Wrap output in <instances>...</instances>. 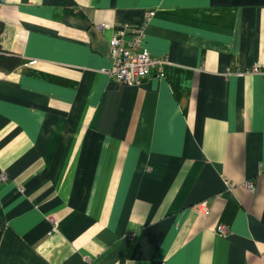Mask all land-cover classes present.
<instances>
[{"label":"crops","instance_id":"crops-1","mask_svg":"<svg viewBox=\"0 0 264 264\" xmlns=\"http://www.w3.org/2000/svg\"><path fill=\"white\" fill-rule=\"evenodd\" d=\"M0 20L23 59L0 69V264H264V0H0ZM143 21L164 62L124 84L109 41Z\"/></svg>","mask_w":264,"mask_h":264},{"label":"built area","instance_id":"built-area-1","mask_svg":"<svg viewBox=\"0 0 264 264\" xmlns=\"http://www.w3.org/2000/svg\"><path fill=\"white\" fill-rule=\"evenodd\" d=\"M153 14V11L148 12V17ZM145 26L146 21L139 24L123 25L109 41V55L113 60V68L110 73L112 77L124 84H135L143 77L148 75L154 68L159 67L163 62V58H157L151 55L145 46ZM101 29L104 26H100ZM131 32L133 34L132 40H126L125 35ZM249 71V70H247ZM253 71H258L255 67ZM7 175L3 174L0 182H4ZM230 185V184H229ZM245 188L250 191L256 190L255 181H247L244 184ZM203 215H209L211 211L210 203L208 200H203L194 206ZM54 222V217L51 218ZM220 235L228 236L232 230L221 225L217 228Z\"/></svg>","mask_w":264,"mask_h":264},{"label":"trees","instance_id":"trees-1","mask_svg":"<svg viewBox=\"0 0 264 264\" xmlns=\"http://www.w3.org/2000/svg\"><path fill=\"white\" fill-rule=\"evenodd\" d=\"M4 30L5 23L0 20V69L9 71L21 65L23 63V59L20 55L7 52L2 48L1 39Z\"/></svg>","mask_w":264,"mask_h":264}]
</instances>
